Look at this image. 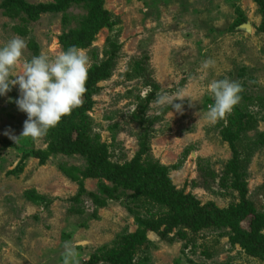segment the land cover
I'll list each match as a JSON object with an SVG mask.
<instances>
[{"label": "rangeland", "instance_id": "374dc122", "mask_svg": "<svg viewBox=\"0 0 264 264\" xmlns=\"http://www.w3.org/2000/svg\"><path fill=\"white\" fill-rule=\"evenodd\" d=\"M105 6L115 25L102 28L82 50L91 67L105 58L109 41L120 47L113 73L98 83L89 112L92 132L112 159L134 158L142 134L149 132L150 155L170 167L178 189L201 205L226 208L240 199L232 174L224 185L221 180L229 166L236 167L237 150L241 167L236 170L243 172L247 198L264 211V145L256 147L264 133V0H105ZM86 14L82 4L61 11L57 0H0V46L13 37L27 45L12 75L34 56L64 51L61 35ZM246 24L250 32L241 27ZM208 59L214 66L205 69L202 62ZM224 78L242 87L235 118L246 129L239 135L236 126L227 130L234 117L215 124L204 118L213 103L207 83ZM13 89L15 93L0 97V264H63L67 242L76 246L79 264H109L106 253L118 236L138 228L129 199L109 200L96 207V215L88 194L83 202L72 201L82 175H73L71 168H84V158L55 154L43 163L35 151L47 148L45 136L15 143L10 135L20 136L27 114L15 103L18 85ZM150 94L154 96L148 101ZM158 94L186 96L175 101L183 104L182 110L161 104ZM82 181L87 193L102 198L104 186L116 187L104 178ZM31 191L44 199H31ZM130 205L144 215L143 208ZM166 228H160L164 236L147 233L151 243L136 252L133 264H264L242 244H231L230 227L204 230L191 240L178 228Z\"/></svg>", "mask_w": 264, "mask_h": 264}, {"label": "trees", "instance_id": "16d2710c", "mask_svg": "<svg viewBox=\"0 0 264 264\" xmlns=\"http://www.w3.org/2000/svg\"><path fill=\"white\" fill-rule=\"evenodd\" d=\"M57 3L61 11H67L72 4H82L87 8V14L80 17L78 26L61 35L60 43L64 51L73 45L80 49L90 47L102 28L115 25L112 14L105 6V0H57ZM33 47L37 52L36 44ZM119 48L116 41H109L105 58L90 67L86 84L87 91L82 105L74 109L70 115L63 117L55 128L48 131L45 135L48 143L45 150L35 151V155L43 163L50 155L55 154H77L84 158L86 163L84 168H71L73 175L75 173H78V176L82 175L79 181V191L71 199L75 203L83 202L81 197L85 194H88L95 208L104 207L109 200L129 199L127 207L132 214L134 213L138 228L135 232L124 231L118 236L113 249L106 253L109 264H133L132 259L136 252L143 247H149L151 243L147 233L160 231L163 226L167 227L166 230L178 228L181 236L188 240H191L190 236L204 230L230 227L231 244H242L246 253L264 260V211H259L255 204L247 198L248 188L243 179V172H237L241 167L237 150L234 158L237 162L236 167L229 166L221 180L224 185L232 174L233 187L239 191L240 199L226 208H217L212 204L201 205L192 194L185 193L183 189H178L173 184L169 175L170 167L150 155L149 132L142 134L141 149L136 156L125 161L113 160L111 153L99 142L98 134L92 132L93 125L89 112L95 104L94 96L98 92L97 85L111 77ZM139 70L143 69L139 66ZM145 83L149 87H155L151 83ZM15 92L13 88L10 91L12 94ZM153 96L150 94L147 100L150 101ZM143 107H145L144 104ZM237 111L238 108L235 106L228 115L229 119L234 117V120L229 122L227 130L229 127L236 126L239 135L243 130L245 131L246 127L243 123H237L235 118ZM158 118L155 116L154 120ZM256 143V147L264 145V133L259 134ZM252 151L253 149L249 155L253 153ZM85 178H104L116 187L107 189L104 186L101 193H104L106 198H102L97 193L86 192L82 181ZM120 188L123 189L122 192L119 191ZM130 190L132 193L126 192ZM29 196L35 201L44 199L43 196L33 191L29 193ZM131 203H135L138 209L143 208L144 215H141L139 210L131 208ZM72 207L76 212H81L77 207ZM97 211L96 208L93 215H96ZM160 233L163 236L166 234L165 231H160ZM103 257L105 258V255Z\"/></svg>", "mask_w": 264, "mask_h": 264}, {"label": "clouds", "instance_id": "9594fccd", "mask_svg": "<svg viewBox=\"0 0 264 264\" xmlns=\"http://www.w3.org/2000/svg\"><path fill=\"white\" fill-rule=\"evenodd\" d=\"M26 42L20 37H13L0 46V97L6 96L13 87H19L20 96L15 100L19 110L27 114L23 131L19 137L10 135L18 143L22 138L38 141L63 117L70 115L83 103L87 91L86 84L90 70L87 54L73 45L55 56L41 53L27 61L23 71L12 75L13 69L21 60ZM214 66L211 59L202 62L208 69ZM242 87L228 78L213 79L207 83V95L213 103L208 105L204 118L211 124L225 119L241 100ZM186 96L158 94L161 104H170L172 109L181 111ZM190 98V97H189ZM76 246L71 242L64 245L63 264H79Z\"/></svg>", "mask_w": 264, "mask_h": 264}, {"label": "water", "instance_id": "95a60500", "mask_svg": "<svg viewBox=\"0 0 264 264\" xmlns=\"http://www.w3.org/2000/svg\"><path fill=\"white\" fill-rule=\"evenodd\" d=\"M242 28H244V29H246L247 31H251L250 29H251V27H250V25H248V24H246V25H242L241 26Z\"/></svg>", "mask_w": 264, "mask_h": 264}]
</instances>
